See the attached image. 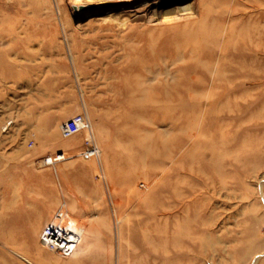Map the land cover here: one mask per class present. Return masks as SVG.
I'll list each match as a JSON object with an SVG mask.
<instances>
[{"label":"rangeland","instance_id":"rangeland-1","mask_svg":"<svg viewBox=\"0 0 264 264\" xmlns=\"http://www.w3.org/2000/svg\"><path fill=\"white\" fill-rule=\"evenodd\" d=\"M228 1L0 0V235L19 238L0 237V264H26L12 251L32 264H95L98 248L115 258L116 232L124 264L147 232H195L179 264H264V0H244L230 22ZM200 14L206 32L244 34L228 46L259 48L230 99L222 84L209 102V83L186 90L191 75H178L196 60L177 57L174 38ZM202 46L212 52L202 61L217 56ZM75 115L87 128L65 139ZM170 151L180 157L168 165ZM59 209L89 231L86 255L36 254Z\"/></svg>","mask_w":264,"mask_h":264},{"label":"bare ground","instance_id":"bare-ground-1","mask_svg":"<svg viewBox=\"0 0 264 264\" xmlns=\"http://www.w3.org/2000/svg\"><path fill=\"white\" fill-rule=\"evenodd\" d=\"M245 1L246 2L248 1L249 6H252L254 9L258 8L257 7V4L259 3L258 1L257 2L254 0H245ZM243 3L244 0H229L227 5L228 9L224 12L223 19H225L227 22H230L232 20H237L241 14L244 15L243 14L244 9L241 7ZM184 8L187 9L189 8V6L185 5ZM207 16L208 15L206 14L205 16L204 15L201 16L200 14L201 21L198 22L196 27L184 29L178 34H176L174 38L177 39L175 43H177L176 45H178L179 47L177 48V53H178L177 57H180L181 59L185 57V59L188 62L192 60H196L195 63L193 62L190 64H186L185 66L179 67L178 75H180L181 77L184 76L188 77L189 75H191L189 79V83L191 82L192 84L188 85L189 83H184L183 88L186 90H192L193 87H195L197 84L207 85L209 83V89L210 91L212 90V92H210L211 94H209L207 99L209 102H212V100L214 99L215 90H217L218 87L224 84L226 93L223 95V98L227 100L230 99V95H229L230 92L233 93L235 91L242 89L239 88V85L234 82V79L238 75H242L244 73V62L246 61V58L255 56L257 54V52L255 51L259 50V48L258 46L253 48H247V46H244L241 43L240 46H238L237 48L228 46L227 44L231 42L233 39H236L238 41L244 38L245 37L244 34L241 31H237V28H235L233 25L228 26L224 32H218L217 34L210 33L208 31L206 32L205 31L206 25L204 24V21L206 20ZM205 40L211 42V49H214L213 46L214 41L212 40H218L219 44L214 49V52L217 56H215L214 59L209 58L207 60L202 61L203 57L207 56L206 54L208 52H211L210 48L205 49L206 47L202 46V42H206ZM248 54H250L251 56ZM231 55L235 56V61L233 60L228 61ZM198 74H200L201 77L204 76L205 80H202L201 78H196V75ZM227 74H229L228 76H230L228 79L226 78ZM223 76H225L226 79H222L221 77ZM146 92L149 93V91ZM200 130L201 128L197 130V132L199 133ZM176 154H174L173 151L165 153L164 154V157L166 159L165 163L170 165V163L171 164L174 163L172 162L173 159H179L180 156L177 158ZM62 159H64L63 156L59 157V159L57 160H62ZM170 167L164 170L166 176L171 175V171H173ZM175 167L176 168L179 167V164L177 163ZM177 193L181 194L182 191L177 189ZM173 208H174L173 205L169 204L166 207V210H162L163 212L162 214L163 215L168 214V216L170 217L172 215ZM64 212L65 211H63V213ZM53 219H56V216H54V214L52 215L49 223L53 222ZM65 222L66 223L64 228L66 229L65 234L67 238L69 240L75 241L74 242L75 245L73 247L74 249L71 255L68 256L67 258H77L86 255L90 251L89 249L90 242L92 241L89 231L85 230L86 228L83 229L76 220L69 219L67 213H66ZM42 230L40 234L42 233ZM194 233L195 232H172V233L147 232L144 235L143 245L141 244L136 246V244H134L133 241L134 247H132L127 254L128 257H130L129 259L133 258L134 261L130 260L125 264H179L181 260H184L187 257V252L186 249L183 248V243ZM36 234L37 232H25L21 235L22 236L21 239L25 243H29V241H32V238L35 237ZM121 235L122 232H116L117 251L115 254V258H113L114 264H124L122 262V259L124 258L125 253L124 250L121 248L120 244H118ZM2 236L8 237L11 243H15V241L19 239L18 233L16 232L7 235H4L2 233L0 237ZM33 244H34V248L37 250L36 254L38 255L39 258L45 255L41 247L49 251L45 247L43 242H41V240L39 242L40 245H38V243L35 242V238H34ZM49 252L60 255L57 250L49 251ZM12 253L16 254L19 258H21L24 261V263L32 264L29 260L23 258L18 253L14 251H12ZM111 258H112L111 251L109 252V250L107 249L98 248V254L97 257L94 259V262L95 264H113V259Z\"/></svg>","mask_w":264,"mask_h":264},{"label":"built area","instance_id":"built-area-1","mask_svg":"<svg viewBox=\"0 0 264 264\" xmlns=\"http://www.w3.org/2000/svg\"><path fill=\"white\" fill-rule=\"evenodd\" d=\"M86 128L85 117L83 115H75L67 120L62 126V137L69 139ZM57 159H59V156L55 158L48 157L43 161V165L48 167L54 166L60 161ZM64 213L62 209H59L54 213L56 219H53V222L51 223L48 222L43 228L42 233L40 234V240L49 251L57 250L62 257H68L74 249L75 241L69 240L65 234L66 229L64 226L66 223V213Z\"/></svg>","mask_w":264,"mask_h":264}]
</instances>
